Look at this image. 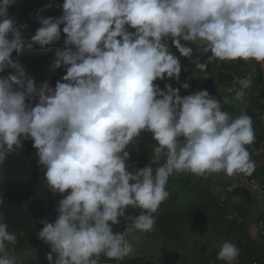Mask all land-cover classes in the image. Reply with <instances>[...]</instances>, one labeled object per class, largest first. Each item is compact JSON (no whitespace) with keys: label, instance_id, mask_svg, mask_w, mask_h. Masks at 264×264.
<instances>
[{"label":"clouds","instance_id":"1","mask_svg":"<svg viewBox=\"0 0 264 264\" xmlns=\"http://www.w3.org/2000/svg\"><path fill=\"white\" fill-rule=\"evenodd\" d=\"M42 1L54 4L45 8ZM16 2L0 0V73L25 74L13 59L25 43L44 52L66 37L49 66L50 85L21 86L17 76H0V164L18 149L26 152L31 138L46 168L45 187L67 193L55 223L42 221L39 232L51 249L49 264H100L101 255L123 260L131 249L126 241L138 245L135 235L153 229L152 214L169 197L174 172L252 175L251 117L233 119L207 90L181 97L173 84L184 63L188 74L217 60L264 65V0H40L21 8ZM166 38L188 43L177 45L174 56ZM192 47L211 55L196 64ZM233 84L242 99L252 81ZM142 131L164 162L155 173L150 165L137 171L126 151ZM128 206L144 212L120 221ZM21 235L0 217V264H17L7 246H17ZM238 256L224 242L217 258L234 264Z\"/></svg>","mask_w":264,"mask_h":264},{"label":"trees","instance_id":"2","mask_svg":"<svg viewBox=\"0 0 264 264\" xmlns=\"http://www.w3.org/2000/svg\"><path fill=\"white\" fill-rule=\"evenodd\" d=\"M56 1L58 3L64 2V0ZM36 2H40V0H17L16 5L21 8ZM168 43L171 46H177L188 42L180 40L178 43H173L172 39L169 38ZM191 49L192 59L196 64L206 62L207 57L211 55L210 52H205L204 48L192 47ZM13 59L24 66L25 74L19 76L15 70L10 69L5 73H0V76H17L21 86H26L30 80L35 81L38 88L43 85L40 82L41 79H50V67H54L53 61L55 60L50 50L40 52L21 49L13 53ZM181 66L180 80L178 83L173 84V88L180 89L181 97L202 90H207L214 97L219 90L223 89L215 97L221 102L223 110L233 119L241 114H247L251 117L255 141L246 148L253 162H255V158H260L264 153V127L261 128L262 124L254 123V119L264 117V65L255 60H217L209 64L204 70L195 67L198 69L197 72L191 74L187 73L188 65L186 63ZM251 68L254 70H250ZM209 77L213 78L211 83H209ZM236 78H248L252 81L251 87L245 90L244 95L248 102V110L243 112H239L233 104L237 100L236 90H238V86L233 84V80ZM156 84L162 89L165 88L164 84L166 83ZM186 84L190 86L188 89L184 88ZM149 133V131H142L139 137H135L129 143L126 151L129 153L131 162H137V165H134L137 171L150 165L155 173V169L164 162L157 160L154 156V147L158 144L151 140L148 136ZM151 135L153 134L151 133ZM27 140L30 141V144L26 152L22 153L18 149L17 152L10 154L3 164H0V200L3 201V203H0V217L8 225L9 232L11 227L17 233H23L19 244L12 246L11 252L8 251L10 254L16 253L18 264H49L46 252L51 249L50 246L39 239V232L43 228L42 221L47 220L50 223H55L58 217L57 208L64 195L54 193L51 189L45 187L42 173L46 171V168L39 164V157L36 155L38 150L33 147L34 141L31 138ZM23 141L25 140L22 138ZM140 148H144V150L138 151ZM18 163L20 170L17 168ZM186 173L189 177L182 175L181 182L178 180V184L173 182L176 198L170 202H173L170 204V209H177L179 212L172 217L158 218L162 223H173L175 220H179L187 224L197 223L199 227V223H203L205 218L206 220L212 219V223H215L214 231L211 235L206 234L212 240V243L204 239L205 243L201 246L200 251H195V255L183 256L177 254V249L172 250L174 243L183 241L188 236L178 235V231H181L182 227L178 228L179 225L176 221V226L173 225L172 228L166 229L167 233L174 234L166 236L170 249L164 252V254H174L175 259L162 255L159 261L155 263L144 261V264H181V261H186L188 257H193V260L185 264H221L217 262L220 248L212 249L224 242H231L239 249V256L236 260L238 264H264V243L261 244L260 240H264V233L258 232V237L251 236L254 228H257V223L264 225V210L262 209L264 200L259 199L257 196L264 192V165L257 171L255 178L250 179L251 175H244L249 178L247 179L248 184L251 185L255 182L259 184V189L256 190L245 185L228 189L227 187L232 186L235 180L225 182V179L218 177H224L222 173L205 174L201 177L187 171ZM176 174L177 172H174L169 179H173ZM190 174H192V177H190ZM220 185L223 186L222 190L217 191L214 189L215 186ZM180 186L184 189H180ZM166 189L173 192L168 187ZM189 191L199 196L200 202L204 201V205L195 204L194 206L201 208V210L194 209V207L190 210V204L188 203L191 200V194ZM235 197H240V202L245 205L244 208L232 207L230 204H226ZM143 212L142 208L137 207L131 210L130 214L132 216ZM124 218L122 216L119 219L121 221ZM231 218L235 220L230 221ZM200 229L204 230V227L202 226ZM126 242L131 251L123 260L115 261L106 258L104 261L105 257L101 255L99 258L100 264H137L139 261V246L132 240ZM184 247L188 248V246ZM194 249L196 250L197 247ZM183 251L185 252V250Z\"/></svg>","mask_w":264,"mask_h":264},{"label":"rangeland","instance_id":"3","mask_svg":"<svg viewBox=\"0 0 264 264\" xmlns=\"http://www.w3.org/2000/svg\"><path fill=\"white\" fill-rule=\"evenodd\" d=\"M54 3H52L51 1H42L40 3V6L41 7H45V8H49L51 6H53ZM34 5H37V4H32L30 6H34ZM128 30L130 32H133L135 31V29H131L130 27L128 28ZM168 39L169 38H166V43L168 45V49H169V52L171 54H173L174 56H176V54L178 53V47L176 46H171V44L168 43ZM24 47L26 48H35L36 46H32V47H29L27 43H25ZM250 70H254L253 68H251ZM211 80H213L212 77H209V83H211ZM223 90V89H221ZM218 91V93L215 94L214 97H216L217 94H220V91ZM234 106L236 107V109L239 111V112H243L245 110H248V102H247V99L245 98V96L242 98V99H237L234 101ZM254 123L256 124H262L261 125V128L264 127V118L261 117L260 119H254ZM179 140L181 142H183L184 138L181 137L179 138ZM256 161L257 163H260L262 165H264V153L260 156V158L256 159L255 160V164H256ZM129 167H132L131 165L129 166H126V170L129 171L130 173H135L133 168H129ZM222 173V175L224 177H220L218 176L219 178L221 179H225L224 181L225 182H231L232 180H234L235 178V181L233 182V185L232 186H229L227 187L228 189H235L236 187H239L240 185H245V186H249V187H252V189L256 190V189H259V184L258 183H252L251 185L248 184L247 182V179H249L248 177L244 176V174L242 173H237L233 176H228L226 173L224 172H220V174ZM218 174V173H217ZM182 175H187V177H189V175L186 173V172H178L175 176H174V181L175 184H178V181H182ZM194 175V174H193ZM255 177V173L253 172L250 179H253ZM190 177H192V174H190ZM198 177H201V176H198ZM234 177V178H232ZM178 180V181H177ZM172 180H168L166 186L170 189H172L173 191H175V188L173 186V184H171ZM131 183V182H130ZM231 185V184H230ZM225 186V185H224ZM180 189H184L182 186L179 187ZM215 190L217 191H220L223 189V186L220 185V186H215L214 187ZM166 191H168L166 189ZM170 193L169 197L159 206L158 210L153 213L152 215L154 216L155 218V224H154V227L151 231H148V232H144V234L142 235L143 232L141 233H138L135 235V238H136V241H138V246H139V261L137 264H144L145 262L144 261H152V263H155L156 261H159L161 256L164 255V256H170L169 258L171 259H175L176 256H174V254H164L165 251H169L170 249V245L167 244L169 243L166 239L167 237L166 236H169V235H173V234H169L167 233L166 229H169V228H172L171 226L175 225L176 226V221L178 222L177 225H179L178 228L182 227L181 231H178V235H185V236H188L186 237L185 240L183 241H180V242H177V243H174L173 247H172V250L175 248L177 249V254H180V255H185V256H191V255H195V251H200L201 250V246L205 243L204 239L207 241V242H210L212 243V240H210L208 238V235H211L214 231V227H215V223H212V219L210 220H205L203 221V223H199L200 224V227H204V230H201L199 225L197 223H183L179 220H175V222L171 223H162L161 220L158 218V217H162V218H166V217H172V216H175L179 211L177 209H170V203L173 199H175L176 197L174 195H172V192L168 191ZM189 193L191 194V200L188 204H190V210H192V207L195 206V204L197 205H204V201L200 202L199 200V196L193 194L192 192L189 191ZM211 194V193H210ZM62 195H67V193L65 194H62ZM212 195V194H211ZM216 196V194H214ZM257 195V194H255ZM259 199L263 200L264 198V192L261 193V194H258L257 195ZM239 198V199H238ZM240 197H235L231 202H228L226 204H230L232 207H236L238 206V208H244L245 205L244 203L240 202ZM137 207L135 206H128L126 209H125V216L123 217H129L131 216L130 214V211L135 209ZM177 208H179L177 206ZM180 209V208H179ZM194 209H199L201 210V208H197V207H194ZM262 209L264 210V203L262 204ZM242 213V212H241ZM239 218V217H238ZM235 219L234 218H231L230 221H234ZM239 222H241L239 219H238ZM199 227V228H198ZM256 227L257 228H254L253 232H252V237H258L259 235L257 234L258 232H262L264 233V225L261 224V223H257L256 224ZM149 233V235H148ZM208 234V235H206ZM133 235H131L132 237ZM145 240H148L149 243H147ZM261 240V244L264 243V240L263 239H260ZM184 246H188V248H185ZM220 244L217 245L216 248H213L212 250H215L217 248H220ZM197 247V249L195 250L194 248ZM192 248V250H191ZM7 249L8 251L11 252V249H12V245H8L7 246ZM185 250V252L183 251ZM131 251V249H130ZM129 251V252H130ZM11 255H14L16 257V253L13 252L11 253ZM16 260H17V264H18V259L16 257ZM106 260V258H104V261ZM193 260V257H188V259L186 261L182 260L181 261V264H185V263H190L191 261ZM172 262V261H171ZM217 262L221 263V264H227L226 261H222V260H219L217 259ZM151 264V263H149ZM234 264H238L236 261L234 262Z\"/></svg>","mask_w":264,"mask_h":264},{"label":"bare ground","instance_id":"4","mask_svg":"<svg viewBox=\"0 0 264 264\" xmlns=\"http://www.w3.org/2000/svg\"><path fill=\"white\" fill-rule=\"evenodd\" d=\"M66 37L64 36L63 38H62V40H61V42H59V43H57V44H55V45H52V46H49L46 50H50L52 53H53V55H54V57H55V54H56V52H58V51H61V47L59 46L60 44H62L63 45V39H65ZM25 49H30V50H32V51H39V49H37L36 47L35 48H26V47H23L22 48V50H25ZM56 58V57H55ZM55 74V75H54ZM53 74V76H54V78H56V73H54ZM50 76H51V74H50ZM57 81V80H56ZM59 81V80H58ZM40 82L41 83H43V84H49L50 85V83H49V79H41L40 80ZM264 118V117H263ZM263 200H264V198H263Z\"/></svg>","mask_w":264,"mask_h":264},{"label":"crops","instance_id":"5","mask_svg":"<svg viewBox=\"0 0 264 264\" xmlns=\"http://www.w3.org/2000/svg\"><path fill=\"white\" fill-rule=\"evenodd\" d=\"M258 159V158H257ZM256 160V158H255ZM260 167H262V164L260 163H257L256 161V164H255V170H254V173H255V176L257 175V171L260 169ZM254 177V176H253ZM255 178V177H254Z\"/></svg>","mask_w":264,"mask_h":264},{"label":"water","instance_id":"6","mask_svg":"<svg viewBox=\"0 0 264 264\" xmlns=\"http://www.w3.org/2000/svg\"><path fill=\"white\" fill-rule=\"evenodd\" d=\"M14 231V230H13Z\"/></svg>","mask_w":264,"mask_h":264}]
</instances>
